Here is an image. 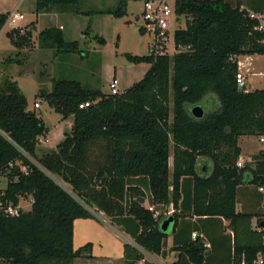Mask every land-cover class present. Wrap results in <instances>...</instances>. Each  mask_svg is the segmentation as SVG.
Returning <instances> with one entry per match:
<instances>
[{"label":"trees","instance_id":"obj_1","mask_svg":"<svg viewBox=\"0 0 264 264\" xmlns=\"http://www.w3.org/2000/svg\"><path fill=\"white\" fill-rule=\"evenodd\" d=\"M129 1L116 0L115 6L96 11L122 17ZM80 4L81 0H35V12L88 13ZM174 8L177 16L186 17V26L174 30L175 51L126 53L130 62L150 66L124 90L112 94L63 77L52 79L50 91L39 90L62 118L72 117L55 148L39 156V138L47 133L43 119L26 109L16 80H0V172L7 176L0 200L16 204L21 197L32 198L30 207L17 215L0 209V264H73L91 245L73 246L74 220L92 218L91 210L96 209L136 221L133 235L141 248L132 247L136 258L142 257V250L159 253L166 237L160 229L166 218L163 211L171 205L176 220L184 177H193L194 212L220 215L233 224L251 217L235 212L236 187L263 184L264 160L253 175L244 173L235 164L240 155L237 139L264 134V88L239 89L235 75L238 55H264V30L258 27L259 18L250 16L256 12L238 0H175ZM8 13L0 12V30ZM34 29L32 21L6 31L17 50L3 61L21 64L28 58ZM88 31L89 24L84 33ZM94 37L105 44L103 37ZM37 39L40 48L53 49L54 55L81 52L78 41L66 40L58 26L44 27ZM87 101L88 106L79 107ZM208 102L216 103L212 111L200 118L191 114V106ZM199 157L211 161L210 174L197 173ZM12 161L19 164L8 169ZM145 202L161 210L158 217ZM263 213H257L258 240L235 246L234 257L243 253L245 264H253L259 254L264 263ZM188 252L195 263L203 262L199 239Z\"/></svg>","mask_w":264,"mask_h":264},{"label":"rangeland","instance_id":"obj_2","mask_svg":"<svg viewBox=\"0 0 264 264\" xmlns=\"http://www.w3.org/2000/svg\"><path fill=\"white\" fill-rule=\"evenodd\" d=\"M15 3L16 0H11L6 5L0 3V10L11 9ZM26 4L24 3L20 8L21 11H26L24 18L10 19L6 21L2 30H0V80L11 75L26 97V109L36 112L43 119L48 131L46 133L48 141L44 140L45 136L40 137L36 149V155L39 156L44 149L53 144L55 134L72 122V117L64 119L60 113L50 107L47 101L38 95L39 90L50 91L52 89V79L63 77L77 79L87 88H98L103 92H109V79L114 74L115 69L118 78L117 88L122 91L133 82L138 81L143 75L141 70L148 67L147 63L135 64L130 62L125 54H147L153 42V37L150 33L139 30L143 24L141 15L142 0L129 1L126 14L122 17L96 11L100 8L115 6L116 0H81V8L89 11L88 13H80L75 17H71L70 12H60L62 14L61 24L65 26L62 30L65 39L77 40L81 52H63L54 55L53 49L40 48L37 39L38 32L54 23L42 17L38 21L37 30L34 31V47L30 52L23 50V52L28 53V58L21 64L3 61L7 56H13L16 52L5 32L14 26L24 25L32 19L29 10L25 8ZM28 5H30V2ZM88 24L89 31L86 34L84 32ZM185 26L186 17L183 15L178 16L177 20H172L170 24V52L174 50L171 39L174 30ZM95 34L105 39L104 45L97 41L94 37ZM244 57L245 55L241 59ZM245 67L246 62H243L242 68ZM250 70L251 73L248 72L247 78L251 82L250 85L248 84L250 90L264 88V55L254 57ZM34 101H39V107H34ZM200 105L207 113L215 108L216 103L208 102L206 105L204 103H200ZM258 138L259 136L254 134L239 136L238 144L242 148V153L255 154L259 150H263L264 142L259 141ZM22 204L25 208H29L26 199L23 200ZM79 221H84V225H80V231L78 225L76 226L73 239L75 248L91 241L93 244L90 245V252L93 251L94 255H100L108 250L110 254L115 253L114 250L117 251V248L121 246L122 240L119 237L114 238L107 233L102 234L100 238L103 239V242L102 244L99 243V239L95 234V231L100 230L99 224L101 222L98 219L92 217L91 219Z\"/></svg>","mask_w":264,"mask_h":264},{"label":"crops","instance_id":"obj_3","mask_svg":"<svg viewBox=\"0 0 264 264\" xmlns=\"http://www.w3.org/2000/svg\"><path fill=\"white\" fill-rule=\"evenodd\" d=\"M228 1L232 3L236 2V0ZM238 1L257 13L262 29L264 30V0ZM9 2H11V0H0V3H2L3 5H6ZM29 2L30 5H28ZM24 3H27L25 8H27L30 12L29 14L32 15V19H30L29 22L33 21L35 23L34 31L37 30L38 21L42 17H45L47 20H49V22H54L50 25L58 26L62 30L64 29L65 26L61 24L62 14L60 13V11L51 9L48 12L36 13L35 0H16L15 5L11 8L12 10L6 8L1 9L0 12L10 13L11 11H16L18 14L22 15L21 17L18 16L12 18L9 17L8 13L7 21L10 19H22L26 14L25 10H20ZM80 9L83 10L81 6ZM71 14V17H75L78 15L73 13ZM29 22L24 25L20 24L17 26L24 27ZM34 31L33 38L35 36ZM240 56L243 57L244 55H238L237 57L239 62V71L242 70L241 72L244 73L246 87H248V84H251L250 80L247 78L248 72L251 73L250 68L252 65V61L254 57L261 56V54L245 55V57L242 59ZM243 62H246V67L244 69L242 68ZM149 66L150 64H148V67H144L141 72L144 74L149 68ZM115 73L116 70L114 69V74ZM247 89L250 88L248 87ZM71 124L72 122L66 127L68 129L64 128L59 133L55 134L54 141L52 144L53 146H48L47 149L55 148L56 144L63 138L64 131H68L70 129ZM44 136V140L48 141L46 134ZM37 145H39V143ZM238 146L240 148L241 156L247 157L254 155V153H242V148L239 144ZM211 170V161L209 159L199 157L196 166L197 173L199 175H207L211 173ZM262 198V194L256 189L255 185L241 184L237 186L234 210L236 213H249L251 214V217L249 219H247L246 217H240L233 224L231 223V220L229 218H225L220 215H205L194 212L193 177H184L180 182V197L175 207L177 218L176 220L173 219L172 222L169 223L168 228L165 231L166 237L159 253H146L145 251H143L142 257L136 258L133 254L132 247L141 249L135 243L133 235L135 230L138 229L136 221L126 216L113 218L106 215L103 211L96 209V211L102 217L101 219L94 217L101 222L99 224L100 230L95 231V234L99 239V243L102 244L103 242V239L100 238L102 234L107 233L108 235L114 238L119 237L122 240L121 246L117 248V251L114 250L115 253L112 254H110L108 250L105 251L103 254L94 255L93 251L91 253L89 250L87 252H84L80 257H76L73 261V264H197L193 261V259L190 258L188 252L189 246L196 239H199L204 247V260L202 263L199 264H245V262L243 261V253L239 256H236V258L234 257L235 246L244 245L246 243H252L258 240L259 235L257 232L259 230V227L257 213L262 210ZM145 204H147V202H145ZM170 215H172V213ZM82 219L86 220L91 218H77L74 220L73 239L75 237L76 226L78 225V229L80 231V225H84V221H79ZM104 236L107 238L106 234H104ZM88 242L92 243L91 241ZM125 244H128L129 246L126 249Z\"/></svg>","mask_w":264,"mask_h":264},{"label":"built area","instance_id":"obj_4","mask_svg":"<svg viewBox=\"0 0 264 264\" xmlns=\"http://www.w3.org/2000/svg\"><path fill=\"white\" fill-rule=\"evenodd\" d=\"M174 1L175 0H146L143 1V7L141 11L143 24L140 27V29L145 33H150L153 37V42L151 43L150 50L155 51L156 53L164 54V53H173L175 51L174 46V40L172 35V42L174 50L173 52L169 51V40H170V24L173 19L177 20L178 16L176 15L175 8H174ZM21 17V14H18L16 11H11L9 13V17ZM250 16H256L258 15L256 13L250 12ZM262 28L261 23L258 26ZM174 34V32H173ZM236 82L239 89H244L246 87L245 82V76L241 71H237L236 75ZM109 93L115 94L120 92L117 88L118 85V78L114 75L109 79ZM34 107L39 106V101H34ZM89 102H83L79 104V107H85L88 106ZM259 141L264 142V134L259 135ZM261 151V150H260ZM264 152V149L262 150ZM261 160H264V153L261 157H254L247 156L243 157L239 155L237 158L235 164L238 168H243L244 173L253 175L254 171L257 168V165ZM33 161V160H32ZM15 164H19L17 161L9 162L7 165V168H12ZM19 168L21 171H26V166L20 164ZM17 178L16 176L14 177ZM4 180V182H3ZM7 183V176L4 175L2 172H0V190H3V188L6 186ZM252 185L256 186V189L261 193L264 194V183H251ZM26 199L27 203L29 204V207L32 202L31 197H21L19 202L16 204H13L11 201H2L0 200V209L8 214V215H17L20 210H27L28 208H25L22 204L23 200ZM147 208L153 212L155 217H158L160 213V209H155L150 204H145ZM261 209L264 212V197L261 200ZM173 212L172 206L166 207V209L163 211V215L165 217L169 216ZM91 213L94 215V217H97L101 219V215L96 210H91ZM162 221V220H161ZM160 221V222H161ZM262 229L264 230V213L262 216ZM144 250H142L143 252ZM146 252V251H145ZM147 253V252H146ZM244 263V262H243ZM253 264H264L263 263V257L262 254H259L256 259L253 261Z\"/></svg>","mask_w":264,"mask_h":264},{"label":"water","instance_id":"obj_5","mask_svg":"<svg viewBox=\"0 0 264 264\" xmlns=\"http://www.w3.org/2000/svg\"><path fill=\"white\" fill-rule=\"evenodd\" d=\"M190 112L193 116L200 118L204 114V109L200 104H194L193 106H191ZM172 220H173V217L171 215L164 218L160 223V229L163 231H166L169 223L172 222Z\"/></svg>","mask_w":264,"mask_h":264}]
</instances>
